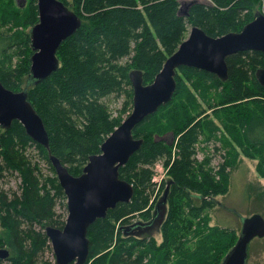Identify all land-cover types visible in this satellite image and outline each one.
Masks as SVG:
<instances>
[{
	"label": "trees",
	"instance_id": "1",
	"mask_svg": "<svg viewBox=\"0 0 264 264\" xmlns=\"http://www.w3.org/2000/svg\"><path fill=\"white\" fill-rule=\"evenodd\" d=\"M59 1L80 17L82 26L60 47V69L41 84L28 86L38 0L20 8L14 0H0V26L9 27L6 34L0 33V81L15 92L28 87L29 101L49 133L52 154L75 177L91 156L101 153L103 143L124 122L123 113H132V71H141L144 85H150L188 38L189 25L218 38L241 32L257 12L264 13V5L254 10L259 0H207L208 6L196 4L188 16L180 15V0ZM18 28L23 30L15 31ZM226 62V82L195 68L179 69L172 102L135 129V139L144 144L120 169V178L135 188L134 199L89 228L88 264H222L236 245V231L211 227L208 211L219 205L218 197L228 194L240 153L259 159L257 172L264 178V87L256 77L264 69V53L240 52ZM111 96L124 99L119 116L106 103ZM198 99L205 110L200 111ZM210 111L223 125L214 122ZM168 134L173 144L156 138ZM219 137L226 152L213 168L209 156L199 160L198 146L203 139ZM31 147L40 160L34 162L28 154ZM41 160L51 176H44ZM164 160L171 186L158 243L154 237L135 234L157 216L152 168ZM15 173L22 179L21 193L11 195L1 181ZM61 201L67 198L48 150L31 140L18 121L9 130L0 127V224L5 230L0 248L9 247V264H56L39 258L51 248L47 227L63 229L66 224V216H58ZM64 209L67 213V204Z\"/></svg>",
	"mask_w": 264,
	"mask_h": 264
},
{
	"label": "water",
	"instance_id": "2",
	"mask_svg": "<svg viewBox=\"0 0 264 264\" xmlns=\"http://www.w3.org/2000/svg\"><path fill=\"white\" fill-rule=\"evenodd\" d=\"M24 1L25 0H19ZM198 1L182 3L180 15L188 16L189 9ZM24 7V6H23ZM183 7L188 8L183 13ZM39 23L31 30L30 85H39L60 69L57 53L62 44L75 35L82 26L80 17L59 0H38ZM240 52L264 53V13L257 12L254 20L241 32H232L214 38L194 26L177 52L165 62L163 69L150 85H144L143 73L132 71L133 111L101 146V153L90 157L80 176H73L67 166L50 150V137L41 116L29 101L28 87L20 92L7 89L0 81V127L11 129L18 121L35 143L49 152L50 162L56 172L68 205V217L63 229L47 227L56 264H88L90 259L89 228L104 219L110 210L120 204H130L135 188L120 178L125 167L138 152L143 139H135L134 131L152 115L172 102L178 90L177 76L182 67L195 68L218 77L222 82L229 78L227 58ZM264 87V69L256 74ZM164 140V138L158 139ZM162 202L167 204L171 184L167 185ZM264 239V217L255 214L244 220L236 245L229 251L222 264H248L250 244ZM8 248H0V260L10 258Z\"/></svg>",
	"mask_w": 264,
	"mask_h": 264
},
{
	"label": "rangeland",
	"instance_id": "3",
	"mask_svg": "<svg viewBox=\"0 0 264 264\" xmlns=\"http://www.w3.org/2000/svg\"><path fill=\"white\" fill-rule=\"evenodd\" d=\"M26 5L28 0H25ZM72 2V0H69ZM192 1H198V4H203L205 6L209 5L207 0H180L181 5L182 3H190ZM257 7L254 10H258L260 7L262 8L264 5L263 0H259ZM24 1L14 0V4L17 8H20L19 5L23 4ZM72 9V7H70ZM182 8V6H181ZM188 8L183 7V13L187 11ZM257 12V11H256ZM9 27H2L0 26V33L6 34ZM192 26L189 25V33L191 32ZM22 28H18L15 31H22ZM26 33H30V29L26 30ZM187 36V37H188ZM126 62V61H125ZM14 64H16V60H14ZM123 102L124 99L120 98L117 99L115 96H111L106 99V103L109 104L111 110L114 112L115 116H119L120 113L123 111ZM198 104L201 105V110H205L207 106L202 102V100L198 99ZM208 114L212 116V112L210 111ZM124 121L127 119L126 112L123 113ZM162 116V115H161ZM212 119L217 125H223L222 120H217L212 116ZM166 119L164 120V122ZM222 127V126H221ZM223 128V127H222ZM172 134L164 135V137H156L157 139L164 138V140H168L169 143L173 144ZM222 143L220 137L217 139H213L207 142L205 139L202 140L200 145L198 146V157L200 161H203L206 156L211 158V165L213 168L218 167L223 161V157L225 155V149L222 148ZM32 148V147H31ZM216 148H220L221 151H217ZM35 148H32L30 151L28 150V154H30L34 160H40L38 158V152L35 151ZM259 156V155H258ZM35 158V159H34ZM259 159L253 160L243 153H240L239 160L237 163L236 168L231 173V180L229 185L228 194L226 196H220L217 198L219 205L213 209L208 211L210 216V226L215 227L219 226L221 228L235 230L238 235H240L242 230V225L245 219L255 215L260 214L264 217V178H262L259 173L257 172V165ZM165 164V160L162 161ZM41 168L44 176H51V171L47 164L41 160ZM166 165V164H165ZM155 168V167H153ZM152 168V170H153ZM6 174V173H5ZM21 178L17 173L14 175L7 174L6 177L1 181L2 188L6 190L11 195L16 192L18 194L21 193ZM168 183L169 181H165ZM169 184V183H168ZM167 184V185H168ZM168 186L161 187L158 189L155 187V194L153 196V201L155 200L158 202H162L165 190ZM159 192V193H158ZM157 199H155V195H158ZM161 198L159 199V197ZM12 197V196H11ZM62 203H58V216L62 218V220H66L68 217V212L66 213L64 209V205L67 204V201H61ZM155 202V203H156ZM157 204V205H158ZM168 214V205H162L160 208V213L157 218H155L154 223L150 224L146 227L145 230H139L136 232V236L138 238L143 237H154L158 240V243L162 242L161 236V227L165 222ZM65 220V221H66ZM135 223L137 220L134 221ZM0 238L5 239V230L1 227L0 224ZM3 248L9 247L6 245ZM10 250V249H9ZM39 261H51L56 262L54 252L52 246L50 249H46V251L40 255ZM177 262V259L175 263ZM3 264H9L7 260L3 262ZM248 264H264V239H255L250 244V251H249V261Z\"/></svg>",
	"mask_w": 264,
	"mask_h": 264
},
{
	"label": "built area",
	"instance_id": "4",
	"mask_svg": "<svg viewBox=\"0 0 264 264\" xmlns=\"http://www.w3.org/2000/svg\"><path fill=\"white\" fill-rule=\"evenodd\" d=\"M169 168L161 161L155 165L153 169L152 183L160 189L165 181H167Z\"/></svg>",
	"mask_w": 264,
	"mask_h": 264
},
{
	"label": "bare ground",
	"instance_id": "5",
	"mask_svg": "<svg viewBox=\"0 0 264 264\" xmlns=\"http://www.w3.org/2000/svg\"><path fill=\"white\" fill-rule=\"evenodd\" d=\"M190 2V1H189Z\"/></svg>",
	"mask_w": 264,
	"mask_h": 264
}]
</instances>
